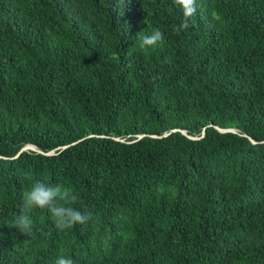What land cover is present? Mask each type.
I'll return each mask as SVG.
<instances>
[{
  "label": "trees",
  "instance_id": "1",
  "mask_svg": "<svg viewBox=\"0 0 264 264\" xmlns=\"http://www.w3.org/2000/svg\"><path fill=\"white\" fill-rule=\"evenodd\" d=\"M196 6L0 0V264H264V0ZM37 180L92 219L22 234Z\"/></svg>",
  "mask_w": 264,
  "mask_h": 264
},
{
  "label": "clouds",
  "instance_id": "2",
  "mask_svg": "<svg viewBox=\"0 0 264 264\" xmlns=\"http://www.w3.org/2000/svg\"><path fill=\"white\" fill-rule=\"evenodd\" d=\"M183 16L180 24L175 26L174 31L179 34L187 31L190 20L197 12L196 0H173ZM164 42V33L160 29L153 30L139 38L141 49L154 48ZM77 201V196L67 188L59 184L46 183L41 180L35 181L31 188L23 194L21 212L15 218V226L20 232L28 237L33 235V221L28 214L32 209H47L52 217L55 228L65 231L77 224L84 225L92 219L91 211H81L72 207ZM54 264H75L74 260L66 255H59Z\"/></svg>",
  "mask_w": 264,
  "mask_h": 264
},
{
  "label": "water",
  "instance_id": "3",
  "mask_svg": "<svg viewBox=\"0 0 264 264\" xmlns=\"http://www.w3.org/2000/svg\"><path fill=\"white\" fill-rule=\"evenodd\" d=\"M215 128H216L219 132H221V133H236V130H235V129H220V128H218V127H215ZM204 130H205V129H203V131H202V136L204 135ZM175 131H177V130H172V131H170V132H168V133L163 134V135L160 136V137H166V136L169 135L171 132H175ZM181 133H182L183 135H185L187 138L191 139V140L200 139V137H191V136L186 135L185 131H181ZM142 137H143V135H140V136H138V139H140V138H142ZM152 137H155V138H156L157 136H152ZM116 140H119V139H116ZM250 141H251L253 144H255V142H254L253 140L250 139ZM63 148H66V147H63ZM26 150L35 151V152H38V153H41V154H45V155L52 154L51 152H50V153H43L41 150H38V149H37L35 146H33V145H26V146H24L23 148H21V150L18 152V154L16 155V157H17L21 152L26 151Z\"/></svg>",
  "mask_w": 264,
  "mask_h": 264
}]
</instances>
